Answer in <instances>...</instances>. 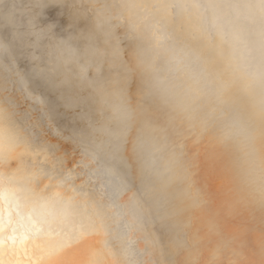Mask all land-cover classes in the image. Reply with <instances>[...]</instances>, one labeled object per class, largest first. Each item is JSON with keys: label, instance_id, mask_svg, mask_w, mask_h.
I'll use <instances>...</instances> for the list:
<instances>
[{"label": "bare ground", "instance_id": "bare-ground-1", "mask_svg": "<svg viewBox=\"0 0 264 264\" xmlns=\"http://www.w3.org/2000/svg\"><path fill=\"white\" fill-rule=\"evenodd\" d=\"M190 3L0 0V211L30 258L264 264V80Z\"/></svg>", "mask_w": 264, "mask_h": 264}, {"label": "rangeland", "instance_id": "rangeland-1", "mask_svg": "<svg viewBox=\"0 0 264 264\" xmlns=\"http://www.w3.org/2000/svg\"><path fill=\"white\" fill-rule=\"evenodd\" d=\"M189 1H190V0H189ZM202 1H203V4H202ZM206 1H207V0H205V2H206ZM210 1H211V0H208V2L205 3L204 0H195V1H192V0H191V3L188 4L187 7L190 6V7H193V8H190V9H195L196 7L198 8V7L200 6V7H199L200 10H198L199 8H198V9L196 8V10H198V11L201 13V16H203L202 14L207 15V17L210 15V16L208 17V19L205 18L204 16L202 17V19H203V20H206V21H204V23H205V25H206V23H207V25H206V26L208 27V28H206V29H208L207 31H208V32H211V31L213 30V31L211 32L212 35H213V33H215L216 31H219V32H221V33H222V32H223V33L229 32L228 34L231 33L230 35H226V34H227V33H226L225 35H226L227 37H226L224 34H223V36H224V38H225V37H226V38L229 37V39L232 38L231 40H233V43H234V44H232V45L235 46V51H236V52L234 51V52H235V55L240 53V54H242V55H240V56H242V58H243V59H241V61H240V59H238L239 56L236 55V57H237V56H238V57H237V58L235 57V59H237L238 62L240 61V62H243V63H244V64L241 63V65L239 66L238 64H239L240 62L238 63L237 60L235 61V59H234L235 62L233 61V63H234V66H233V67H235V69H236L237 66H238V67H241V66H242V68H243L244 65L247 64V65H246L247 68H248V66H249V69H250L251 67H253V68L250 69L252 72H251L250 70H247V69H246V66L244 67L243 70L246 69L247 74H248L249 71H250L252 74H253V71H257V72L259 71V72H260V73L258 72V73L260 74L259 76H262L261 78H262V81H263V80H264V76H263V75H264V72H262V71H264V62H263L264 59H263V61H261L260 59L264 58V55H263V53H260V52H262L263 49H264V36H263L264 34H263V35L261 34V31L264 33V18H263V17H264V16H263V15H264V14H263V13H264V12H263V11H264V10H263V9H264V0H259V2H258V0H254V2H252L253 0H252V1L250 0L251 2H250L249 0H246V2L248 1L249 3L247 2V3H244V4H241V2H245V1H242V0H240V1L236 0V2H235V0H226V1H224L225 3L227 2V5L224 3L225 6L222 5L223 2H222V4H221V2L219 3V5L223 6V8H224V9H222V10L220 9L221 6L219 7V5H216V4H218V3H217L218 0H216V1H215V0H212V3H211V4L213 5V4H214L213 2H216V3H215V6H216V7H215V6H212L211 4H209ZM219 1H220V0H219ZM222 1H223V0H222ZM230 1L233 2V3H230ZM260 1H261V2H260ZM192 2H194V3H196V4L193 3V5H192ZM234 2H235V3H239V2H240V3H239L240 5L237 4V5H239V6H237V5H235ZM255 2H256V3H255ZM257 2H258V4H257ZM197 3H198V4H197ZM228 3H230V7H229V8H228V5H229ZM199 4H200V5H199ZM204 4H205V6H207V5L209 4V7H204ZM206 4H207V5H206ZM231 4H232V6H231ZM191 5H192V6H191ZM195 5H196V7H195ZM210 5H211V8L213 7L212 10H211V8H210ZM201 6H202V8H201ZM257 6H258V8H257ZM260 6H261V7H260ZM203 7H204L205 9H204ZM217 7H218V8H217ZM206 8H208L209 10L206 9ZM221 8H222V7H221ZM244 8H246V9L248 8V9L246 10V9H244ZM249 8H250V10H251V8H252V10L249 11ZM254 8H255V9H254ZM259 8H260L261 10H260ZM226 9H227V10H226ZM229 9H231V10L229 11ZM238 9H239L240 13H241V11H242V14H241V15L238 14V13H239V12H238ZM207 10H208V12H210V13H208ZM214 10L217 11V12L215 13ZM223 10H224V11H223ZM233 10H234V11H233ZM235 10H236V11H235ZM244 10H245V13H244ZM221 11H222V13H221ZM231 11H232V15H234V16H233V20L235 21V19H237V20H236V24H235L234 21L231 20V19H232V16H231V13H230ZM247 11H248L249 13L251 12V13H250L251 15H250V14H247V13H248ZM255 11H256L259 15H260V12H262L261 15H260V17L262 16L263 20H261L260 17H258V19L260 18L259 21L256 19V18H257L256 16H259V15H258ZM186 12H189L188 8H187V11H186ZM204 12H205V13H204ZM213 12H214V13H213ZM219 12H220V13H219ZM223 12H224L226 15H225ZM227 12H228V13H227ZM234 12L237 13L238 17H236L237 15L235 16V14H233ZM252 12H253V13H252ZM211 13H213V14H211ZM229 13H230V15L228 16ZM208 14H209V15H208ZM216 14H217L218 16H217ZM219 14H220V15H219ZM245 14H247L249 18L247 17V15H246V18H245ZM253 14H254V15H253ZM255 14H257V15H255ZM221 15H222V16L225 15V16H228V17L231 16V17H230V21H232L233 23H231V22L228 20V19H229L228 17L223 16V18H222ZM239 15H240V17H239ZM249 15H250V16H249ZM213 16H214V17H213ZM215 16H216L217 18H216ZM251 16H252V18L250 19ZM254 16H255V17H254ZM212 17H213V20H211ZM224 17H225V20L228 18L227 21L223 20ZM235 17H236V18H235ZM253 17H254L255 19H254ZM210 18H211V19H210ZM214 18H215L216 20H215ZM220 18H221L223 21H222ZM234 18H235V19H234ZM209 19H210L211 21H210ZM218 19H219V22H220V23L218 22ZM238 19H239V20H238ZM207 20H208V22H207ZM240 20H241V21H240ZM242 20H243V21H242ZM237 21H238V22H237ZM239 21H240V24H238ZM212 22L215 23V24H213ZM216 22H217V23H216ZM221 22H222V23H221ZM223 22H224V23H223ZM241 22H242V23H241ZM211 23H212V24H211ZM225 23H226V24H225ZM228 23H229V24H228ZM250 23H251L252 25H254V26H255V25L259 26V29H258L257 26H256V27L253 26V27H254L255 29H257V30L253 29V27H251L252 25H251ZM230 24H231V25H230ZM226 25H227V26H226ZM234 25H235V27L233 28L232 26H234ZM210 26H212V27H211L212 30H211ZM215 26H216V27H215ZM236 26H237V27H236ZM243 26H244V27H243ZM261 26H263V27H261ZM231 27H232V28H231ZM260 27H261V28H260ZM228 28H229L230 30H229ZM235 28H236V29L239 28V31L236 30ZM215 29H216V30H215ZM232 29H233V31H232ZM261 29H262V30H261ZM227 30H228V31H227ZM235 30H236V31H235ZM240 30H241V31H240ZM258 30H259V31H258ZM236 32H240V33H236ZM253 32L256 34V36H254L255 34H253ZM211 33H210V34H211ZM232 33H233V34H232ZM248 33H249V34H248ZM251 33H252V34H251ZM235 34H236V35H235ZM257 34H258V35H257ZM233 35H234V36H233ZM237 35H238V36H237ZM247 35H248V37H246ZM251 35H253L254 37H251ZM230 36H231V37H230ZM241 36H243V37L241 38ZM262 36H263V37H262ZM235 37H236V38H235ZM237 37H238L241 41H239V39H237ZM261 38H263V39H261ZM229 39H227V40H229ZM234 39H235V40H234ZM243 39H244V40H243ZM245 39H246V41H245ZM252 39L255 41V43H254L253 41H251ZM258 39H260V41H259ZM231 40H230V41H231ZM242 40H243L245 43H244V42L242 43ZM261 40H262V43H260ZM234 41H236V42H234ZM250 41H251V42H250ZM238 42H239V43H238ZM256 42H257V43H256ZM231 43H232V41H231ZM236 43H237V44H236ZM246 43H247V44H246ZM249 44H250V45H249ZM236 45H237V46H236ZM240 45H241V46H240ZM242 45H243V46H242ZM238 46H239V49H238ZM244 46H245L246 48H245ZM253 46H255V48L252 49ZM256 46H257V47H256ZM240 47H241L242 49H241ZM261 47H262V50H261ZM250 48H251V49H250ZM257 48L260 49V52H258L259 49H258L257 51H255ZM237 49H238L239 51H238ZM241 50H242V52H244V53L247 54L248 56L245 57V55L241 52ZM245 51H246V52H245ZM252 51H255V52L259 53V54L257 55L255 52H252ZM247 52H248V53H247ZM263 52H264V51H263ZM250 53H254V54H253L254 56H255V54L257 55L254 61H256V60H257V57H258V60H257L258 62H257V61L254 62V66H256V67L252 66L253 64H251V62L253 63V60H252L253 58H252V57H254V56H253V55H250L251 57H249V54H250ZM243 55H244V56H243ZM259 55H261V58H260ZM247 57H248V58H252V59H250L251 61L249 60L248 63H247V61H248V58H247ZM240 58H241V57H240ZM244 58H245V60H244ZM246 58H247V59H246ZM259 58H260V59H259ZM245 61H246V62H245ZM259 62H260V63H259ZM235 63H238V64H235ZM256 63H257V64H256ZM250 64H251V66H250ZM236 65H237V66H236ZM262 65H263V66H262ZM259 66L262 67V68H260ZM233 67H232V69H233ZM238 67H237V68H238ZM242 68H241V69H242ZM254 68H256L257 70H254ZM241 69H240V70H241ZM258 69H260L261 71L258 70ZM243 70H242V71H243ZM243 72H245V71H243ZM257 72H256V74H255V73H254V74L256 75V77H259V76H257V75H258ZM251 73H249L248 75H251ZM262 73H263V75H261ZM254 74H253V76L251 75L250 77H255ZM256 77H255V78H256ZM258 79H259V78H257V80H258ZM260 80H261V79H260ZM260 80H259V81H260ZM262 83L264 84V82H262ZM262 83H261V84H262ZM261 86H262V85H261ZM262 89H264V85H263V88H262ZM262 91H263V90H262ZM263 92H264V91H263Z\"/></svg>", "mask_w": 264, "mask_h": 264}, {"label": "snow or ice", "instance_id": "snow-or-ice-1", "mask_svg": "<svg viewBox=\"0 0 264 264\" xmlns=\"http://www.w3.org/2000/svg\"><path fill=\"white\" fill-rule=\"evenodd\" d=\"M0 264H43L29 257L27 240L10 215L0 211Z\"/></svg>", "mask_w": 264, "mask_h": 264}, {"label": "water", "instance_id": "water-1", "mask_svg": "<svg viewBox=\"0 0 264 264\" xmlns=\"http://www.w3.org/2000/svg\"><path fill=\"white\" fill-rule=\"evenodd\" d=\"M105 103H106V102H105ZM102 104H104V103H102ZM98 105L100 106V104H98ZM109 109H110V111H111V108H110V107H109ZM114 113H115V112L113 111V112L111 113V115L114 114ZM98 114H99V116H100L101 113H98ZM111 120H112V118H111V116H109V122H110ZM93 127H96V126H93ZM104 127H105V126H103L102 128H104ZM102 128H101V129H102ZM98 131H99V129H98ZM122 174H123V176H125V175H124V170H123V173H122ZM8 200L10 201L9 209H11V208L14 209V208L16 207V206H14L15 203L13 204L14 199L11 198V199H8ZM17 205H18V204H17ZM9 209H8V210H9ZM8 214H9V211H8Z\"/></svg>", "mask_w": 264, "mask_h": 264}]
</instances>
